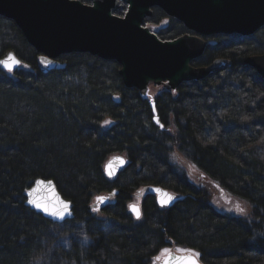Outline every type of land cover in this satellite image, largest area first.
<instances>
[{"label":"trees","instance_id":"trees-1","mask_svg":"<svg viewBox=\"0 0 264 264\" xmlns=\"http://www.w3.org/2000/svg\"><path fill=\"white\" fill-rule=\"evenodd\" d=\"M125 11L121 3L115 14ZM152 30L161 40L184 32L174 20ZM205 39L192 65L225 58L230 66L155 91L160 128L150 99L125 87L115 61L72 52L57 58L63 69L43 73L37 51L0 16V58L13 51L21 61L11 72L0 68V264H152L171 243L199 252L203 264H264V80L244 63L264 54V26ZM118 154L127 163L109 178L104 164ZM37 178L54 181L72 220L53 223L24 205ZM149 185L179 199L159 208L147 193L135 219L128 204ZM113 190L99 211L89 209ZM213 190L247 211L218 209Z\"/></svg>","mask_w":264,"mask_h":264},{"label":"water","instance_id":"water-1","mask_svg":"<svg viewBox=\"0 0 264 264\" xmlns=\"http://www.w3.org/2000/svg\"><path fill=\"white\" fill-rule=\"evenodd\" d=\"M120 3L126 5L123 16L115 14ZM154 7L180 21L192 34L185 33L170 40L159 39L145 26V20L152 15ZM0 16L13 21L29 45L37 51V65L41 72L63 69L65 64L57 60L60 55L86 52L115 61L120 66L118 73L125 87L135 88L142 97L149 98V84L175 90L183 82L202 80L228 68L230 61L225 58L214 59L207 66L192 65L202 56L207 45L203 37L252 35L264 26V0H89L88 3L82 0H0ZM13 57L20 61L13 51L6 52L0 61L11 64ZM244 63L264 80V54L248 56ZM18 66L13 64V70ZM0 68L8 71L2 64ZM153 106L151 101L155 122L157 116ZM126 163L122 155L111 156L104 164L106 176L115 178ZM109 166L111 176L108 174ZM40 180L52 181L57 197L70 202L59 193L53 180L37 178L24 193V205L53 223L72 219V209L71 216L60 220L28 203V192ZM157 188L161 189V193L175 197L167 206L179 199L174 192L152 185L139 189L135 197L141 198L148 192L156 196L160 205L161 194L155 191ZM117 192L114 190L100 196L104 198L100 204L96 203L99 197L95 198L89 209H99ZM50 194L47 189L40 193L41 196ZM131 205H137L139 209L140 206L135 203L128 206V211L137 219ZM169 255L173 258L170 264H175L174 258L184 253L169 251L160 264H166ZM198 260L199 264H203Z\"/></svg>","mask_w":264,"mask_h":264},{"label":"snow or ice","instance_id":"snow-or-ice-1","mask_svg":"<svg viewBox=\"0 0 264 264\" xmlns=\"http://www.w3.org/2000/svg\"><path fill=\"white\" fill-rule=\"evenodd\" d=\"M13 63H8L7 61H0V64L3 65L4 68H6L8 71L13 70V64L14 65H20L21 62L14 57L12 58ZM43 60V58H42ZM24 67H27V65H24ZM153 110L155 111V107L153 106ZM105 124H110L111 121H104ZM155 123L160 126V128H163L164 125L160 123V120L158 118L155 119ZM108 174L111 176V167L109 166ZM53 182L52 181H44L40 180L36 182V187L33 188L30 192H28V203L33 205L35 208L40 209L47 215L64 220L66 216H71V202L63 201L59 199L55 193L54 188L52 187ZM45 189L50 191V195L48 196H41L40 193L43 192ZM155 191L160 195L159 197V203L161 207H166L168 204H170L175 197L171 196L167 193H161V189H155ZM104 198L99 197L98 200L103 201ZM131 210L135 213L136 218H140V209L137 205H131ZM94 211H99V209H94ZM236 211L240 213H244V208H242L239 204L236 205ZM178 251L184 253L182 256L175 257V264H199L198 258L200 257V253L196 252L192 249H179ZM165 254H169V250H164ZM173 258L169 255V261L166 262V264H170L171 260Z\"/></svg>","mask_w":264,"mask_h":264},{"label":"rangeland","instance_id":"rangeland-1","mask_svg":"<svg viewBox=\"0 0 264 264\" xmlns=\"http://www.w3.org/2000/svg\"><path fill=\"white\" fill-rule=\"evenodd\" d=\"M155 87V86H154ZM150 87L149 88V94H153L155 93V91L159 90L158 87ZM172 128V126L170 127V129ZM168 130V128H167ZM213 192V202L215 204V206L220 209V210H229L232 212H236V205L239 204L242 208H244L245 211L247 206L243 203V201L241 200H237V198H233L231 196H227L226 194L223 193H219L216 191H212ZM132 202L135 204H139V199L136 197H133ZM79 241H81L83 244L87 243V240L82 236V234H78L77 237ZM177 245L171 243L170 246H168L165 249H168L169 251H176L178 248L176 247ZM163 249V250H165ZM163 250L159 251V253L152 258V264H160V261L164 255ZM34 264H41V263H34ZM66 264V263H65ZM67 264H73V263H67Z\"/></svg>","mask_w":264,"mask_h":264},{"label":"flooded vegetation","instance_id":"flooded-vegetation-1","mask_svg":"<svg viewBox=\"0 0 264 264\" xmlns=\"http://www.w3.org/2000/svg\"><path fill=\"white\" fill-rule=\"evenodd\" d=\"M160 11L165 15V17L159 18V20L157 21V24H152V27H153V28H156V27L167 28V27L170 25V21H171V20H174V21H176L179 25H181V27L184 28V32L181 33V34H184V33L192 34V32L188 31L180 21L176 20V19L173 18V17L167 16V15H166L161 9H159V8H157V7L152 8V14H153L154 12H155V13H156V12L159 13ZM151 16H152V15H151ZM181 34H180V35H181ZM213 36H214V35H213ZM210 37H212V36H210Z\"/></svg>","mask_w":264,"mask_h":264},{"label":"bare ground","instance_id":"bare-ground-1","mask_svg":"<svg viewBox=\"0 0 264 264\" xmlns=\"http://www.w3.org/2000/svg\"><path fill=\"white\" fill-rule=\"evenodd\" d=\"M181 35H182V34H181ZM179 36H180V35H179ZM118 155H120V154H118ZM122 156H123V155H122ZM123 157H124V156H123ZM124 158H125V157H124ZM152 186H153V185H152ZM156 187L163 188V187L158 186V185H156ZM163 189H166V188H163ZM166 190L171 191V190H169V189H166ZM113 191H114V190H113ZM113 191H111V192H109V193L100 194V195L95 196L94 199H93V201H92V203L95 202V198L97 199V198L100 197V196L108 195V194L112 193ZM135 195H136V194H135ZM135 195H134V197H135ZM113 197H114V196H113ZM113 197H112V198H113ZM112 198H110L108 202H110ZM155 198H156V196H155ZM108 202H107V203H108ZM92 203H91V204H92ZM96 203H97V204H100V200H96ZM156 203H157V205H158L159 208H164V207H161V206L158 204L157 200H156ZM91 204H90V205H91ZM101 207H102V206H101ZM101 207H100V208H101ZM166 207H169V206H166ZM100 208H99V209H100ZM140 209H141V208H140ZM129 213H130V212H129ZM141 214H142V213H141ZM131 215H132V214H131ZM132 216H133V215H132ZM140 217H141V216H140ZM133 218H134V217H133ZM72 219H73V218H72ZM72 219H68V220H72ZM139 219H140V218H139ZM65 221H67V220H65ZM63 222H64V221H63ZM165 247H168V246H165ZM165 247H163V248H165ZM163 248H161L159 251H161ZM178 250H179V249H177L176 252H177V253H181V252L178 251ZM158 253H159V252H158ZM158 253H157V254H158ZM163 253H164V250H163ZM157 254H156V255H157ZM164 254H165V253H164ZM156 255H154L153 257H155ZM153 257H151V263H152V258H153ZM162 259H163V258H162ZM162 259H161V260H162ZM199 259H200V258H199ZM160 262H161V261H160Z\"/></svg>","mask_w":264,"mask_h":264}]
</instances>
